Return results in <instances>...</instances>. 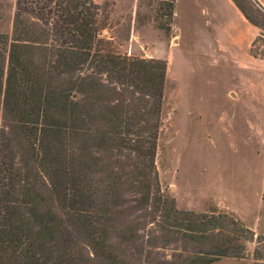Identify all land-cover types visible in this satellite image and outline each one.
<instances>
[{"label":"trees","instance_id":"1","mask_svg":"<svg viewBox=\"0 0 264 264\" xmlns=\"http://www.w3.org/2000/svg\"><path fill=\"white\" fill-rule=\"evenodd\" d=\"M13 1L10 35L0 34V264L240 259L249 229L224 213L178 210L160 191L165 61L112 50L92 0ZM240 1L259 21L230 0L264 33V10ZM174 4L162 0L152 16L165 37ZM256 40L249 56L264 58ZM252 257L264 261V236Z\"/></svg>","mask_w":264,"mask_h":264},{"label":"rangeland","instance_id":"2","mask_svg":"<svg viewBox=\"0 0 264 264\" xmlns=\"http://www.w3.org/2000/svg\"><path fill=\"white\" fill-rule=\"evenodd\" d=\"M92 1L112 50L166 63L153 160L160 191L178 210L224 213L252 232L240 259L212 264H264L252 257L264 236V58L248 53L256 38L252 51L264 52V33L223 0H176L169 37L151 21L162 0ZM13 11L0 0V34L10 35Z\"/></svg>","mask_w":264,"mask_h":264},{"label":"crops","instance_id":"3","mask_svg":"<svg viewBox=\"0 0 264 264\" xmlns=\"http://www.w3.org/2000/svg\"><path fill=\"white\" fill-rule=\"evenodd\" d=\"M223 1L225 2V4H226L227 7H229V8H230V7H233V9L235 10V13H236V9H235V7L233 6V4L230 2V0H223ZM174 2H175V4H174V14H175L176 0H174ZM203 13H204V15H205V17H206V21L209 23V19H208V18H209L208 16H210L209 11H208V10H204ZM174 14H173V17H174ZM210 17H211V16H210ZM211 19H212V18H211ZM211 19H210V20H211ZM226 27H227V26H226ZM226 27H225V29H224L225 31H226V29H227ZM227 30H228V29H227ZM232 39H233V38H232ZM219 40H220V39H219ZM234 40H235V38H234ZM221 43H222V41L220 40V41H219V44H221ZM222 44H223V43H222Z\"/></svg>","mask_w":264,"mask_h":264}]
</instances>
